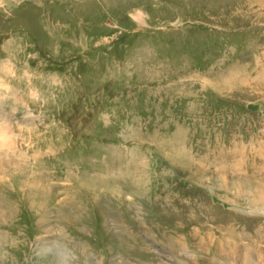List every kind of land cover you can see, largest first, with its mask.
Instances as JSON below:
<instances>
[{"label":"rangeland","instance_id":"1","mask_svg":"<svg viewBox=\"0 0 264 264\" xmlns=\"http://www.w3.org/2000/svg\"><path fill=\"white\" fill-rule=\"evenodd\" d=\"M0 106V264H264V0H0Z\"/></svg>","mask_w":264,"mask_h":264},{"label":"bare ground","instance_id":"2","mask_svg":"<svg viewBox=\"0 0 264 264\" xmlns=\"http://www.w3.org/2000/svg\"><path fill=\"white\" fill-rule=\"evenodd\" d=\"M1 107V106H0ZM1 109V108H0ZM7 127H8V130L4 133V137H6L9 141H11V139L9 138L10 136H8L7 134L9 133V122L7 123ZM4 147L1 149V151H6L8 150L9 148V145L10 144H7V141L6 139L4 138ZM13 154L12 152H5V153H0V186H5V182H3L2 180L9 176L10 173H15V172H20L22 171L23 169H26L28 170V166H26V164H17V165H12L11 162H12V158H9L11 157ZM13 157V156H12ZM5 160H3V159ZM36 163V162H35ZM33 163V164H35ZM38 164V162H37ZM33 172H32V176L27 178V181H25L24 183V188L25 190L23 191L24 194L26 195V200L30 203L29 206H34L36 207L35 209H42L43 207H45L46 203H47V200H46V197L47 196H53V193L51 192V189L50 187H45L42 183L45 181L44 180V177H43V174H42V171L40 168H35L32 169ZM25 171V170H24ZM95 175V174H94ZM12 178V177H11ZM83 179H86V176L84 175L83 176ZM82 179V180H83ZM76 180V179H75ZM94 181V182H93ZM11 182V181H10ZM46 182V181H45ZM100 180H98V177H95L93 178V180H85L83 181V185H80V186H84L87 190H96V186H99V185H103V184H100ZM19 184V183H18ZM96 184V186H95ZM20 185V184H19ZM18 185V186H19ZM52 185V184H51ZM49 184V186H51ZM116 186V185H115ZM8 187H10L8 185ZM53 188V187H52ZM8 189V188H6ZM110 190V189H109ZM132 190V189H131ZM16 191V190H15ZM14 192V191H13ZM9 193V192H8ZM7 192L3 193L4 195H7L8 194ZM12 194V193H11ZM4 195H0V214L2 212H5L3 211L4 208L11 212V208L10 207V203L11 201L10 200H7L6 198H2ZM13 195V194H12ZM94 195V194H93ZM58 196V194H57ZM7 197V196H5ZM95 197V195H94ZM51 198V197H49ZM97 198V197H96ZM6 199V200H5ZM100 200V199H99ZM19 201V200H18ZM26 201V202H27ZM21 202V200H20ZM22 202H23V199H22ZM24 203V202H23ZM94 203L95 205L97 206V208H100V202H98L96 199L94 200ZM172 203V202H171ZM4 207V208H3ZM15 208V207H14ZM7 213V212H6ZM11 215V214H9ZM13 215V214H12ZM11 217V216H10ZM13 220V218H11ZM39 219V218H38ZM3 220V218L1 219L0 217V221ZM9 222V221H8ZM39 222V220H38Z\"/></svg>","mask_w":264,"mask_h":264},{"label":"clouds","instance_id":"3","mask_svg":"<svg viewBox=\"0 0 264 264\" xmlns=\"http://www.w3.org/2000/svg\"><path fill=\"white\" fill-rule=\"evenodd\" d=\"M4 135L3 133H0V149H2L4 147Z\"/></svg>","mask_w":264,"mask_h":264}]
</instances>
